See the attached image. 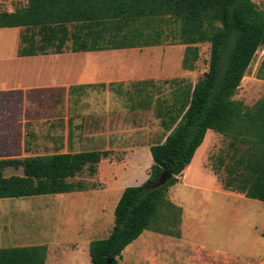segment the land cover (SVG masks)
Returning a JSON list of instances; mask_svg holds the SVG:
<instances>
[{"label": "trees", "instance_id": "trees-1", "mask_svg": "<svg viewBox=\"0 0 264 264\" xmlns=\"http://www.w3.org/2000/svg\"><path fill=\"white\" fill-rule=\"evenodd\" d=\"M6 28L22 29V57L181 45L187 72L196 70L199 46L210 45L203 78L180 87L175 101L159 109L168 135L151 146L149 179L123 191L110 236L90 244L91 264L110 259L119 264L145 231L180 236L182 209L168 193L208 131L230 140L219 161L228 173L225 188L264 202V97L249 108L234 99L257 52L264 50V10L253 0H27L23 8L0 13V29ZM108 156L90 151L0 159V199L84 191L83 181L71 180L85 170L95 176ZM9 168L22 169L23 175L6 177ZM164 172L173 175L171 181L146 193ZM47 256L46 245L2 248L0 264H46Z\"/></svg>", "mask_w": 264, "mask_h": 264}, {"label": "crops", "instance_id": "crops-1", "mask_svg": "<svg viewBox=\"0 0 264 264\" xmlns=\"http://www.w3.org/2000/svg\"><path fill=\"white\" fill-rule=\"evenodd\" d=\"M10 1L13 2L12 6L3 12L12 13L27 5V0ZM2 2L3 0H0V3ZM12 29H18L20 36L17 57L12 60H0V140L5 141L6 146L23 149L44 146L53 148L55 152L52 154L107 152L109 156L102 159L96 173L98 180L106 181H116L114 174L119 172L116 166L120 163L126 165L135 153H151V146L155 144H145L148 137L159 130L165 131L157 113L166 105L159 103L161 91L156 86H159L158 82L169 79L164 78L162 69L143 59L155 54L161 46L22 57L19 50L22 46L23 31L21 28L9 30ZM255 74L257 77L253 82V92L261 87L263 89L257 101L249 105L236 100L247 108L254 106L264 97V72L261 73V66ZM40 130L44 131L43 137L36 134ZM84 144L90 145L92 149L79 150ZM117 153H121L124 159L118 161ZM35 156L43 155L28 157ZM22 175V169L9 168L5 171L6 177ZM143 175L137 174L136 180H140ZM187 180H190V174L184 171L180 182ZM145 182L136 185L141 186ZM125 184L121 191L129 186ZM222 187L221 190L246 197L242 193L225 188L224 182ZM118 192L108 182L105 195L114 194V203L111 202L114 209L121 199L115 196ZM171 202L175 204L174 201ZM176 206L182 209L180 236L145 231L144 234L150 233L146 237L143 234L126 249L128 251L125 250L128 252L127 260L133 264H264L263 218L253 219L250 227L253 234L249 239L251 247H245V230L242 220L238 223L242 217L239 213L223 215L222 220L216 223L214 220H196L195 225L188 222L191 233L196 227L199 231L201 229L195 236L203 244H192L190 237L186 236L182 229L184 224L186 226L185 210ZM103 208L104 205L100 208L101 212H104ZM263 208L258 209V213ZM237 211L241 212L242 209ZM202 235L204 238L210 237L213 243H206L201 239ZM38 245L48 247L46 264H61L63 254L59 252L53 255L49 244L28 246ZM15 247L25 246H10ZM125 251L119 263L126 256Z\"/></svg>", "mask_w": 264, "mask_h": 264}, {"label": "rangeland", "instance_id": "rangeland-1", "mask_svg": "<svg viewBox=\"0 0 264 264\" xmlns=\"http://www.w3.org/2000/svg\"><path fill=\"white\" fill-rule=\"evenodd\" d=\"M253 1L259 8L264 10V0ZM12 3L10 0H3L0 3V12L7 10L9 6H12ZM19 44L18 29L0 30V60L15 59ZM185 49V46H174L165 43L161 48L158 47L155 54L143 59L162 69L164 78L169 79L158 82L159 86H156L161 91L160 104H172L180 91V87L195 84L203 78L209 69L211 55L209 44L199 46L200 60L197 63L196 70L192 72H187L182 67ZM263 59L264 50L260 49L244 78L242 87L235 96V100L253 105L259 95L262 94V87L257 89L255 93L252 87L254 79L257 77L255 73L261 66ZM36 134L43 137L44 131L40 130ZM167 135L166 131L159 130L151 134L145 144L161 143ZM229 141L228 138L213 131L208 132L201 150H198L192 164L186 170L190 174V180L181 181L169 190V200L174 201L176 205L183 207L185 210L184 220L186 226L184 224L182 229L184 234L190 237V243L193 242L192 244L200 243L195 234L201 232V229L199 231V228L196 227L191 233L188 229V222L195 225L196 220H214L216 223L222 220L223 215L239 213L242 217L238 220V223L242 220V227L245 230L243 235L245 247H251L249 239L253 234V230L250 228L253 219L263 218L264 220V208L258 213V209L264 207L263 202L250 200L235 193L221 190L223 189L222 182L225 183L228 179V173L226 165L221 166L219 161L221 156H225L224 153L227 152ZM5 143V141L0 140V157L2 158L24 159L28 156L47 155L55 152L53 148L44 146L23 149L12 145L6 146ZM91 149L90 145L84 144L79 150ZM116 155L118 161L124 159L121 153ZM152 165L153 159L150 151H140L132 155L130 162L126 165L120 163L116 166L119 172L126 169V171H121L120 175L119 172L114 174L117 182L111 179L110 181L98 180L96 175L91 176L89 171L85 170L78 177L71 180L85 183L87 189L79 191L82 193L1 199L0 249L10 248V246L49 244L53 255L59 252L63 254L61 264H91V242L107 239L114 227L115 209L112 206L114 194L105 195L108 182L119 191L115 196L121 198L123 194L121 188H123L125 182L126 186L131 187L147 181ZM15 172L19 173L18 171ZM139 173L144 175L140 180H136L135 177ZM227 193L232 194L228 195ZM103 205L105 206L103 208L104 212H101L100 208ZM238 209H242V211L238 212ZM228 210L232 211L228 212ZM149 233L146 232L144 236L146 237ZM201 239L208 244L213 243L208 236L204 238L202 235ZM126 251L125 258L119 264H133L127 260L128 252Z\"/></svg>", "mask_w": 264, "mask_h": 264}, {"label": "water", "instance_id": "water-1", "mask_svg": "<svg viewBox=\"0 0 264 264\" xmlns=\"http://www.w3.org/2000/svg\"><path fill=\"white\" fill-rule=\"evenodd\" d=\"M172 178H173V175L171 173L164 172L159 177V179L146 190V193H150L152 191L165 187L171 181ZM112 263H113V259H110L107 264H112Z\"/></svg>", "mask_w": 264, "mask_h": 264}, {"label": "bare ground", "instance_id": "bare-ground-1", "mask_svg": "<svg viewBox=\"0 0 264 264\" xmlns=\"http://www.w3.org/2000/svg\"><path fill=\"white\" fill-rule=\"evenodd\" d=\"M200 150H201V148H200ZM197 154V153H196ZM189 176V175H188Z\"/></svg>", "mask_w": 264, "mask_h": 264}]
</instances>
